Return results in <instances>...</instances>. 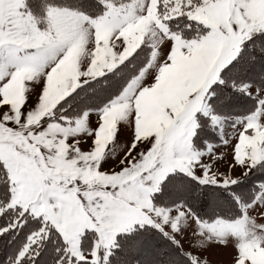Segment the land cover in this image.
Here are the masks:
<instances>
[{"label": "snow or ice", "instance_id": "1", "mask_svg": "<svg viewBox=\"0 0 264 264\" xmlns=\"http://www.w3.org/2000/svg\"><path fill=\"white\" fill-rule=\"evenodd\" d=\"M262 258L264 0H0V264Z\"/></svg>", "mask_w": 264, "mask_h": 264}, {"label": "rangeland", "instance_id": "2", "mask_svg": "<svg viewBox=\"0 0 264 264\" xmlns=\"http://www.w3.org/2000/svg\"><path fill=\"white\" fill-rule=\"evenodd\" d=\"M218 227H220L222 229H225V230L227 229V226L226 225H223V224L219 225ZM210 258H213V257H210ZM214 259L224 260V259H226V257H224V256L221 255V256L216 257ZM261 264H264V258L261 259Z\"/></svg>", "mask_w": 264, "mask_h": 264}]
</instances>
